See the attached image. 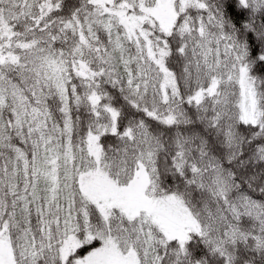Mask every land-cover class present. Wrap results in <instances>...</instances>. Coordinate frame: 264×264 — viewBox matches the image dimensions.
<instances>
[{
	"label": "snow or ice",
	"instance_id": "snow-or-ice-1",
	"mask_svg": "<svg viewBox=\"0 0 264 264\" xmlns=\"http://www.w3.org/2000/svg\"><path fill=\"white\" fill-rule=\"evenodd\" d=\"M0 264H264V0H0Z\"/></svg>",
	"mask_w": 264,
	"mask_h": 264
}]
</instances>
